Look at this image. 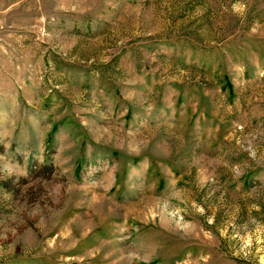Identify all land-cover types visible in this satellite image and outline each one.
I'll list each match as a JSON object with an SVG mask.
<instances>
[{
    "label": "rangeland",
    "instance_id": "374dc122",
    "mask_svg": "<svg viewBox=\"0 0 264 264\" xmlns=\"http://www.w3.org/2000/svg\"><path fill=\"white\" fill-rule=\"evenodd\" d=\"M0 264H264V0H0Z\"/></svg>",
    "mask_w": 264,
    "mask_h": 264
}]
</instances>
